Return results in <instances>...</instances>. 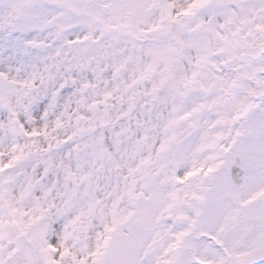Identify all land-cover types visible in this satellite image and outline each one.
I'll use <instances>...</instances> for the list:
<instances>
[{"label":"snow or ice","instance_id":"1","mask_svg":"<svg viewBox=\"0 0 264 264\" xmlns=\"http://www.w3.org/2000/svg\"><path fill=\"white\" fill-rule=\"evenodd\" d=\"M0 264H264V0H0Z\"/></svg>","mask_w":264,"mask_h":264}]
</instances>
